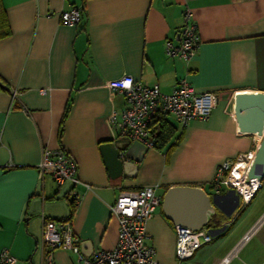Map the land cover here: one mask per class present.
I'll return each mask as SVG.
<instances>
[{
  "label": "crops",
  "instance_id": "0c3cea01",
  "mask_svg": "<svg viewBox=\"0 0 264 264\" xmlns=\"http://www.w3.org/2000/svg\"><path fill=\"white\" fill-rule=\"evenodd\" d=\"M0 7V251L21 264H46V220L69 221L84 254L109 250L118 235L111 206L122 191L155 185L162 196L191 185L213 197L212 226L235 218L224 235L178 262L174 225L160 205L146 224L155 262L217 264L233 253L227 264H264V179L246 205L232 206L231 189L213 187L224 161L261 140L240 130L234 101L241 92L264 93V0H0ZM72 7L81 9V20L64 24L59 12ZM185 7L200 40L188 62L165 54V42L179 39ZM126 74L163 93L185 79L198 92L215 93L217 103L208 120L183 129L167 115L171 137L138 149L135 170L116 176L100 146L122 137L125 99L107 81ZM59 147L75 160L81 183L57 186L49 174L37 176L43 149ZM53 258L77 264L71 250L56 249Z\"/></svg>",
  "mask_w": 264,
  "mask_h": 264
},
{
  "label": "built area",
  "instance_id": "2783aa9c",
  "mask_svg": "<svg viewBox=\"0 0 264 264\" xmlns=\"http://www.w3.org/2000/svg\"><path fill=\"white\" fill-rule=\"evenodd\" d=\"M81 14L80 8L72 7L69 10L60 11L59 18L64 24L76 25L81 20ZM199 42L192 12L185 7L179 39L177 42L171 40L165 42V54L188 62L196 54ZM107 86L122 93L125 99V106L119 113L120 135L139 141L146 147H154L148 124L155 115H171L183 129L192 120H208L217 103L215 93L198 92L185 79H180L170 93H163L157 84L142 85L127 74L107 81ZM11 94L15 96L16 91H12ZM116 115L115 112L111 114L112 121ZM255 151L256 149H251L239 153L235 159L224 161L218 168L213 187L218 189L224 185L235 189L246 205L260 184L253 189L250 197L245 199L241 190L234 187L229 178L234 176V171L239 166L245 171L246 178ZM45 174H49L57 186L65 182H71L73 185L81 183L75 160L61 147L43 149L37 165V176L42 179ZM234 178H238V175ZM84 185L89 187L87 184ZM156 188L155 185H148L134 191H122L118 195L111 206V212L118 222L117 242L109 250L97 249L88 255L84 254L80 247V240L71 229L69 221H44L40 241L45 249L46 264H55L53 251L56 249L71 250L77 256V264H157L153 258V248L147 243L146 233L148 219L161 205L162 196L157 193ZM71 194L74 199H77L78 195L75 191ZM230 225L231 223L222 227L204 226L197 230H191L179 224L174 225L177 261L192 259L199 248L220 238ZM250 236L249 231L239 244L246 242ZM232 254L223 257L217 264H227ZM0 264L21 263L7 249H3L0 251Z\"/></svg>",
  "mask_w": 264,
  "mask_h": 264
},
{
  "label": "water",
  "instance_id": "95a60500",
  "mask_svg": "<svg viewBox=\"0 0 264 264\" xmlns=\"http://www.w3.org/2000/svg\"><path fill=\"white\" fill-rule=\"evenodd\" d=\"M234 111L243 132L255 133L261 137L254 158L247 171L245 183L264 179V93L241 92L235 95ZM147 147L128 137H120L100 146L104 161L111 173L119 176L122 171L135 170L138 149ZM161 209L173 225L191 230L207 226L216 213L214 199L202 187L175 185L162 195Z\"/></svg>",
  "mask_w": 264,
  "mask_h": 264
},
{
  "label": "trees",
  "instance_id": "16d2710c",
  "mask_svg": "<svg viewBox=\"0 0 264 264\" xmlns=\"http://www.w3.org/2000/svg\"><path fill=\"white\" fill-rule=\"evenodd\" d=\"M5 33L4 30V19L2 10L0 7V34ZM148 130L150 133V137L154 141V147H160L165 144V142L171 137L173 132L170 123L166 119V115L157 114L153 117V119L148 124ZM73 206L72 210L73 211ZM207 226L211 225V220L208 222Z\"/></svg>",
  "mask_w": 264,
  "mask_h": 264
},
{
  "label": "bare ground",
  "instance_id": "6f19581e",
  "mask_svg": "<svg viewBox=\"0 0 264 264\" xmlns=\"http://www.w3.org/2000/svg\"><path fill=\"white\" fill-rule=\"evenodd\" d=\"M237 169L234 171V176L238 175V178L235 179L234 176H231V178H229V181L234 187H238V189L241 190V194L243 195V197L245 199H248L250 197L253 189H255V187L259 186L260 182L257 179H253V180H251L250 184L249 183L246 184L245 180H244L245 179V171L242 170L240 168V166L237 167Z\"/></svg>",
  "mask_w": 264,
  "mask_h": 264
},
{
  "label": "rangeland",
  "instance_id": "374dc122",
  "mask_svg": "<svg viewBox=\"0 0 264 264\" xmlns=\"http://www.w3.org/2000/svg\"><path fill=\"white\" fill-rule=\"evenodd\" d=\"M231 189V188H230ZM231 200L230 203L232 206H234L236 204V202H238L239 200H241V203L244 204V202L242 201V198L240 197V195L238 194V192H236L235 189H231ZM264 199V188L261 189V192L258 196V201L262 202ZM217 213H215L213 216H211L210 220L211 223H217L216 222V215ZM235 216H230L227 220L220 222L218 225H216L215 227H222L226 224H230L233 220H234Z\"/></svg>",
  "mask_w": 264,
  "mask_h": 264
}]
</instances>
